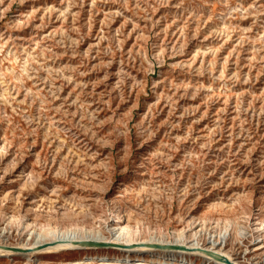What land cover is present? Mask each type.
<instances>
[{
  "label": "rangeland",
  "instance_id": "rangeland-1",
  "mask_svg": "<svg viewBox=\"0 0 264 264\" xmlns=\"http://www.w3.org/2000/svg\"><path fill=\"white\" fill-rule=\"evenodd\" d=\"M150 237L264 264V0H0V248L70 246L0 264H178Z\"/></svg>",
  "mask_w": 264,
  "mask_h": 264
},
{
  "label": "bare ground",
  "instance_id": "bare-ground-1",
  "mask_svg": "<svg viewBox=\"0 0 264 264\" xmlns=\"http://www.w3.org/2000/svg\"><path fill=\"white\" fill-rule=\"evenodd\" d=\"M49 232H52V230L44 228L42 233H41V237H40L41 239H39L38 241H42L43 239H45L46 235H48ZM120 233H122L125 236L126 241H130V240L136 239L134 237V235L138 233V230H137V228L131 227V226L128 227L127 229H124V227L122 226ZM70 234H71L72 240L71 239L68 240L69 238L67 236H69V235L66 236L68 238L67 240L69 241L70 245H71V242L74 239H76V242H78L79 247H84V248H88V249H104V248H108V246H112V248H115V249H121V247H124L121 244L115 243L116 240L118 239L117 238L118 235H115V234L111 235V233H110V235H111L110 237H105V236H102L99 233V231L91 229V228L86 229L83 226H77V228L72 230V232ZM177 235H179V234H177ZM57 240H55V241H57ZM62 240H65L64 236H63ZM67 240H65V241H67ZM89 240L108 242V243H112L113 245H104V246L92 245V244L88 243ZM38 241H36L35 243H37ZM51 242H54V241H51ZM43 244H45V243H43ZM173 244L184 245L186 247L185 248H174V247H172ZM65 245L67 246V244L55 243L53 245L51 244V246H47L44 248L41 247V248H39V250H37V249H35V250L38 252L39 251L44 252L47 250L51 251V250L58 249L62 246L64 247ZM15 246H18L21 248H29V247H26V245H24V243H21L19 245H15ZM41 246H42V244H41ZM72 246H74V245H72ZM67 247H70V246H67ZM30 248H31V250H29L27 252H17V251H12L9 249L0 248V255L10 256V255L18 254V255H22V257L23 256H30L33 253V251H35L34 249H32L34 247H30ZM207 251H210V252H207ZM125 253L127 254V256H132V257L147 256L150 258L164 257V258L173 259L174 256H180V258L175 257L176 260L178 261V264H181L180 262H182L184 259H186L187 255H199V256H203L204 258H206V260L208 262H213L214 264H228L227 262H225L224 259H222L221 257L218 256V255H221V256H225L227 259H229L234 264H240L228 252L224 251L220 247H217L216 246V240H214V239H212L210 244L207 246H198L197 243L182 242L179 238H175L174 240H166L162 237H156V238L150 237L146 240H140L136 243L133 242L131 245H129L128 248H126ZM117 255H119V254H117Z\"/></svg>",
  "mask_w": 264,
  "mask_h": 264
},
{
  "label": "water",
  "instance_id": "water-1",
  "mask_svg": "<svg viewBox=\"0 0 264 264\" xmlns=\"http://www.w3.org/2000/svg\"><path fill=\"white\" fill-rule=\"evenodd\" d=\"M88 243H90L92 245H97V246L113 245L112 243L101 242V241H97V240H89ZM172 247H174V248H185L186 246L173 244ZM2 248L9 249V250H12V251H17V252H27V251L31 250V248H21V247H18V246H2ZM207 252H210V251H207ZM218 256L221 257L222 259H224L225 262H227L228 264H234L229 259H227L225 256H221V255H218Z\"/></svg>",
  "mask_w": 264,
  "mask_h": 264
}]
</instances>
